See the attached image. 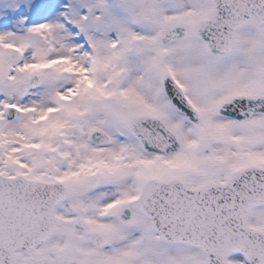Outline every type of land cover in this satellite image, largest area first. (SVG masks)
<instances>
[{"label":"snow or ice","instance_id":"1","mask_svg":"<svg viewBox=\"0 0 264 264\" xmlns=\"http://www.w3.org/2000/svg\"><path fill=\"white\" fill-rule=\"evenodd\" d=\"M0 264H264V0H0Z\"/></svg>","mask_w":264,"mask_h":264}]
</instances>
